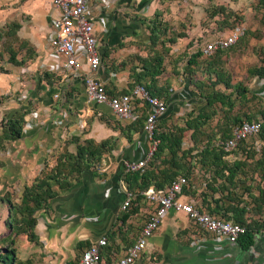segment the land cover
Masks as SVG:
<instances>
[{
    "label": "crops",
    "instance_id": "crops-1",
    "mask_svg": "<svg viewBox=\"0 0 264 264\" xmlns=\"http://www.w3.org/2000/svg\"><path fill=\"white\" fill-rule=\"evenodd\" d=\"M232 1H236L235 5ZM255 1L88 0L101 61L98 78L111 96L127 93L135 85L133 73H139L142 61L156 54H152L150 28L155 23L152 15L157 9L177 10L173 18L179 20L182 12L193 3L196 6L198 2H214L242 8ZM56 16L52 0H0V26L6 22L14 24L11 30L17 28L19 39L16 41L18 52L10 55L14 57L21 53L24 58L20 61H30L20 67L17 60L0 69V96L8 95L0 105V118L23 113L21 138L8 144L0 143V253L5 248L7 232L8 212L3 199L13 198V193L19 199L23 188L38 177L46 155L52 153L53 157L55 153L57 158L64 152L74 154L73 139L80 136V140L88 138L95 143L108 140L112 149L102 156L94 174L83 173L70 188L59 192L46 210L36 213V240L30 242L26 236L15 239V264H76L81 253L102 237L107 239L101 250L102 264H115L140 236L154 208L140 196L127 212L120 209L124 192L130 191L122 176L123 162L140 159L149 148L142 132L145 113L138 106V120L115 124L113 113L107 106L87 100L80 79L64 80L60 77L59 81L53 80L55 74H60L61 59L51 55L47 34L50 22ZM164 20L172 23L170 15ZM185 33L177 39L190 40L198 36L199 31ZM167 86L152 87L162 96ZM61 88L69 89L67 96L55 98L56 94L60 95ZM249 90L252 96L260 95L264 99L261 79L256 85L251 83ZM182 96V92L174 96L179 100L178 105L182 103ZM159 98L166 100L167 104L170 100ZM228 117L231 120L244 119V122L264 119V115ZM56 161L52 158L48 169L54 168ZM221 176L230 182L234 179L224 173ZM150 188H155L154 184L147 189ZM184 188L185 199L218 218L221 214H232L237 218L238 214L246 212L243 207H231L230 204L223 207L218 194L213 195L215 205L203 209L185 196ZM240 218L244 221L242 216ZM254 229L257 232L248 248L240 241L230 245L211 236L194 243L191 241L194 228L190 221L184 214L170 210L159 229L149 238L140 260L134 264H264V230Z\"/></svg>",
    "mask_w": 264,
    "mask_h": 264
},
{
    "label": "rangeland",
    "instance_id": "rangeland-1",
    "mask_svg": "<svg viewBox=\"0 0 264 264\" xmlns=\"http://www.w3.org/2000/svg\"><path fill=\"white\" fill-rule=\"evenodd\" d=\"M176 11L174 13L169 8H160L152 15L162 33V43L159 42L152 52L162 58L163 73L156 77L153 83L150 82V78H145L142 83L156 88L168 85L165 93L159 95L164 99L179 92L183 93L180 105L174 96L168 100V110L157 123V133H177L176 128L185 127V119L196 117V108L205 105L208 97L213 96L216 99L211 106L205 107L207 113H214L215 116L195 132L196 147H193L191 140L192 131L183 133L180 152L176 157L177 163L182 165L183 169L177 172L173 180L181 175L188 179L185 195L196 201L197 206L200 205L203 209L210 204L214 206L213 195L218 194L223 207L229 204L231 207H243L246 210L245 214L241 215L243 222L252 228L264 230V138L261 134L240 144L225 157L227 168L235 170L232 182L221 179L222 177L211 176L210 171L201 168L199 164V153L205 144L217 145L219 139L230 131L231 127L244 120L226 121L224 115H264V99L260 95L252 96L249 90L251 83L256 85L259 79L264 82V0H256L242 8L227 7L214 2L212 4L198 2L196 6L193 3L182 12L179 20L173 18ZM169 15L172 23L164 20L165 16ZM12 25L14 24L6 22L0 26V69H3L5 64H13L9 59L10 54L18 52L17 28L11 30ZM235 29L243 31L242 37L235 45L211 57L200 56L196 62L188 64L191 56L200 52L208 40L224 36ZM186 31L191 33L199 31V34L190 40H178V36ZM172 39H175V42H169ZM20 55L16 54L14 61L19 60L17 61L19 66L24 67L30 61H20L24 58V55ZM216 72L221 74V79L217 83ZM43 73L42 71L41 74ZM60 75L55 74L53 80H61ZM68 91V88H61L60 96L65 98ZM7 96H0V105L8 99ZM2 119L0 118V131ZM112 119L118 125L125 123L114 114ZM258 120L264 124L263 118ZM75 139L80 143L84 141L82 138L80 140V136L73 140ZM62 151L65 149L62 148ZM54 154L53 157L52 153L46 155L42 169L49 170L48 165L52 158L57 160ZM170 157L165 150L161 159L167 160V164L161 165L159 161L156 164L169 171H175ZM227 173L225 171L224 175ZM16 196L18 197L13 193L11 199L17 201ZM218 216L235 221L232 214Z\"/></svg>",
    "mask_w": 264,
    "mask_h": 264
},
{
    "label": "built area",
    "instance_id": "built-area-1",
    "mask_svg": "<svg viewBox=\"0 0 264 264\" xmlns=\"http://www.w3.org/2000/svg\"><path fill=\"white\" fill-rule=\"evenodd\" d=\"M52 7L57 11V16L50 22L47 42L51 55L61 59L60 76L64 80L80 79L84 85L87 100L107 106L122 122H135L140 118L137 107L144 109L142 132L149 143V148L140 159L123 162L125 173L143 172L158 145L155 132L158 121L167 111V102L152 96L139 84H135L127 93L117 96L108 95L104 83L98 78L101 61L88 0H52ZM242 35L243 31L235 29L225 36L212 38L204 44L200 53L203 57H211L216 52L227 50L235 45ZM54 97L58 98L60 95L56 94ZM260 133L261 122H242L232 129L227 140L220 142L221 148L224 152H230L240 143L257 138ZM187 185V179L178 176L163 189L150 188L139 193V196L154 206L153 212L143 225L140 236L115 264H134L139 261L149 238L159 229L170 210L184 214L190 221L194 228L191 235V241L194 243L203 241L208 236L230 245L238 242L239 238L246 233L245 226L220 219L195 207L184 197L183 188ZM137 197L138 194L126 190L120 207L121 211L127 212L131 209ZM106 244L105 237L91 243L81 253L76 264H102L101 250Z\"/></svg>",
    "mask_w": 264,
    "mask_h": 264
},
{
    "label": "trees",
    "instance_id": "trees-1",
    "mask_svg": "<svg viewBox=\"0 0 264 264\" xmlns=\"http://www.w3.org/2000/svg\"><path fill=\"white\" fill-rule=\"evenodd\" d=\"M161 35L162 33L160 32L159 25L157 27V24L153 23L150 28V41L153 48L159 42L162 43ZM169 42L173 43L175 42V39L169 40ZM221 52L223 51H218L215 54ZM154 53L155 52L152 54ZM200 56H202L201 53L197 52L195 55L191 56L188 64H193ZM9 59L11 60L10 62H14V57L12 55H10ZM141 68L142 70L139 73H133L135 84L142 85L152 96L158 97L159 95L157 91L153 89L152 86H147V84H143L142 82L145 78H150V82L153 83L154 79L163 73L162 58L157 54L152 55V57H148L142 61ZM215 74L217 83L221 79V74L217 72ZM226 86L228 87V85ZM215 99L216 97L213 96L208 97V99L205 100V105H203L198 110L196 117L193 119H186L185 127L176 128L177 133L158 134L157 131L155 132V138L158 140V145L152 156L153 158L148 162L143 172L125 173L123 170V180L127 183L128 189L131 192L138 194L136 200L140 198L139 193L141 191L147 190L150 184H154L156 189H163L165 186L169 185L170 182H172L177 172L183 169L182 165H179L176 161L177 153L180 152L182 135L184 132L191 130V140L193 142V147H196L197 139L195 132L215 116L214 113H207L205 110L206 105L208 107L211 106ZM223 118L226 121H237L234 119L231 120L228 115H224ZM242 122L244 121H241L239 124ZM1 126L2 130L0 131V143L14 142L20 139L22 135L23 113H15L12 116L4 117L2 119ZM234 127L235 126L231 127L230 131L228 130V132L219 139V142L227 140L230 137L231 131ZM260 134L261 137L264 138L263 123H261ZM74 143L76 146L75 153L73 154L64 152L63 154H59L57 156L56 166L49 170L42 169L34 182L30 186H25L23 188L21 196L19 199H17V201H13L9 196L3 199V203L6 204L8 212L5 221L7 232L4 239L6 245L3 249V253H0V262L3 264H15L16 251L14 244L15 239L18 236L25 235L30 242L36 240L34 227L36 226L37 219L35 214L40 210H46L49 206V203L56 197V195L59 192L70 188L72 186V182L78 181L79 176H81L83 173L94 174L102 156L110 152L112 149L110 145L111 142L108 140L95 143L91 139H85L82 143H80L78 139H75ZM165 150H167L171 156L169 160L173 161L175 171H169V169H164L159 166L160 164L165 165L168 162L165 159H161V156ZM228 153L230 152L223 151L220 143H217V145H211L207 143L200 150L199 164L201 168H205L210 171L211 176L222 177L221 174L227 171V177L232 178L235 175V170L230 167L227 168L225 157L228 155ZM157 161H159L160 164H156ZM187 187L188 185L184 188V193ZM232 211L235 210L233 209ZM240 217L241 215L238 214L237 218H234L235 221L232 222L245 226L246 233L242 235L238 241L242 242L243 247L248 248L253 244V234L257 232V229L245 224ZM220 218L229 221L223 217Z\"/></svg>",
    "mask_w": 264,
    "mask_h": 264
},
{
    "label": "bare ground",
    "instance_id": "bare-ground-1",
    "mask_svg": "<svg viewBox=\"0 0 264 264\" xmlns=\"http://www.w3.org/2000/svg\"><path fill=\"white\" fill-rule=\"evenodd\" d=\"M153 158V157H152Z\"/></svg>",
    "mask_w": 264,
    "mask_h": 264
}]
</instances>
